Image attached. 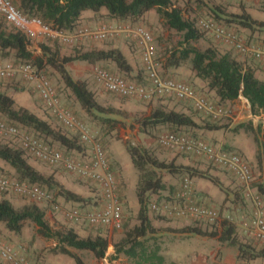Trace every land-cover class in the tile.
<instances>
[{
  "label": "trees",
  "instance_id": "obj_1",
  "mask_svg": "<svg viewBox=\"0 0 264 264\" xmlns=\"http://www.w3.org/2000/svg\"><path fill=\"white\" fill-rule=\"evenodd\" d=\"M11 1L13 5L16 6V8L23 14L29 17L40 18L44 23L49 24L51 27L64 31H74L80 27L82 16L86 11L98 13L102 8H105L106 15L109 18L107 20L109 21L102 24H130L142 26L137 23L143 19V17L148 12L154 10L164 20L169 29L174 30L182 35V41L180 42L181 49L171 56L168 61V66L177 68L182 62L188 61L190 63L191 71L194 73L195 79H198L203 84V86L208 89V92L214 100L209 99L205 95L203 96L215 105H221L224 108H228L225 104L231 103L240 97H243L247 100L249 111L252 115L257 116L259 114H264V80L257 77L256 70L258 69V65L254 62L258 60H256L251 55L236 51L233 48H227L223 51H220L212 47H208L204 50H199L194 47L193 43L202 39L204 33L206 32L195 19H185L182 15L181 9L176 7L172 0ZM205 5L208 9L206 15L209 20H214L232 32L240 34L239 29L251 30L253 25L258 24L257 21L252 20L251 16L244 12H229L228 7H226L225 4H222V2H219L215 5ZM7 25L8 24L3 20V18H1L0 61L1 59L3 60L12 57L10 60L13 63H31L38 70H41L44 75L45 70L47 68H51L60 76L65 89L70 93V96L74 98L80 109L87 116H97V118H101L97 114L103 115L108 112H112L110 109H106L98 103L96 93L88 87L86 81L75 80L72 78L66 68V65L74 61L86 62L91 65L101 62L113 63L121 73L130 75L132 67L119 48L111 47L108 49L81 50L75 47L72 54L61 55L60 46H58L57 43L53 44L55 48H52V45L46 42L39 45L40 53L38 55H34L30 49L31 42L22 33L13 28H8ZM234 51H236L239 56H244L243 59L239 60L235 56ZM258 62L264 63L262 61ZM142 71L144 72L143 68ZM109 72L113 73L111 71ZM143 72L142 74L136 73L135 75H130L131 77L128 80L139 85L144 84L145 80ZM48 80L50 81L49 78ZM53 88L58 99L60 100L62 107L69 110L74 116L78 118L73 110L63 105L59 91H57L55 86H53ZM39 100L43 104L42 100ZM199 115L203 116L202 114ZM205 118L206 120L204 119L202 122H199V120L196 121V119L194 120L191 115H187L183 112L174 110L167 111L162 108H156L152 110L149 116L142 118L139 121V124L141 132L145 134H150L152 130L158 129L160 127L168 128L170 133L182 134H187L186 132H188L183 131V129H203L211 131L219 130L224 127V125H220L218 122L220 120H224L225 118L220 120L209 119L208 117ZM0 119L17 127H21L48 145L54 146V144L57 143L59 149L73 152L76 156H80L86 151L85 144L81 143L78 136L70 135L67 130L61 129L60 123L56 118L55 121L58 123V127L53 126L52 122L49 120L35 115L29 109L23 107L15 108L14 100L11 95L0 93ZM82 121L85 123L84 120ZM104 121L109 122L107 119ZM238 128H245V125L240 124ZM246 128L249 131L254 130L252 125ZM262 130L264 149V127ZM92 133L95 134V137L99 139L101 146L105 150V147L97 133ZM190 136L197 137L194 134H191ZM220 150L222 152H235L245 159V157L239 152L231 151L221 146ZM128 153L132 166L137 171L135 194L139 205L137 217L139 223L131 227H125V229L115 238L109 239V237L101 234V231L99 230L94 235H89L86 237L82 236L77 231V229L73 227L54 230L46 221L45 210L37 203L32 202L20 208H15L6 198L0 199V224H3L7 232L11 234H20L25 223L28 221L32 222L36 226L37 232L43 238L52 239L55 241L56 252L70 256L74 259L76 264L84 263L78 256L71 253L69 250L70 248L80 251H89L96 260H102L106 259L107 257L106 253L109 246H112L113 248V255L109 259L111 262L117 259L120 255H123L128 258L132 264H177L173 261H170L168 258H165V256L160 253V246L158 244L154 242L150 243L151 237L149 234L153 235L155 232L147 212V204L150 196H158V198L152 202L153 204L163 203L167 204L170 208L172 205L180 201V199L178 200L177 195L181 191L180 188L184 179L187 178L191 182V179L195 177H202L217 185L219 184V181L216 179H209V177L205 176L203 171H198L197 167L176 164L174 158L159 159L152 153V151L146 148H139L130 144ZM27 156L29 157V155L24 150L14 147L10 143L0 142V160L13 169L15 173L14 176L17 181L21 183L23 182L39 185L48 193H50V190H58L57 194L62 195L63 198L68 201L67 203L70 202V205H66L69 207L83 208L91 205L92 203L95 205L102 199L99 184L97 182L88 179V181L100 191V195H98L97 199H95V197H89L87 199L83 198L74 192L64 189L61 185L55 182L51 176H44L41 174L31 164L28 163L26 158ZM195 158L201 159L202 161L210 164L204 159V157ZM106 160L109 165V170L114 174L118 188L117 194L122 204V184H120L117 172L111 167L107 154ZM218 168L222 169L223 172L225 171V173H229L230 176L237 182V184L240 185L239 187H242L241 183L235 178L233 173L228 171L226 168ZM161 172H164L168 176H181L180 183L176 186L171 185L166 187ZM6 175L9 176L8 174ZM9 177L12 178L11 176ZM252 188L260 196L264 205V185H255L253 181ZM167 190L168 193L165 195ZM243 193L245 195V192ZM0 194L9 193L0 192ZM194 196L197 199V204H200L206 208H212L209 205L203 203V198L195 190ZM244 198L250 201L247 199V197ZM54 200L56 201L55 198ZM250 203L251 210L248 215V220H243L240 223L239 219L238 221H233L234 218L230 214H227L225 215L224 220L221 222L219 228H217L216 225L218 221L211 224L199 222V220L195 219L181 217L178 218L174 215L167 216L153 211L151 209V204L149 208L162 219L190 220L194 224L183 229L182 233H189L210 238L218 237L220 242H224L228 246H234L237 248V258L241 264H249L250 261L264 260V244L257 243L252 237L245 234H243L245 237H240V232L237 229L238 223H249L250 219L254 216L255 207L251 201ZM214 209L217 210L216 208ZM217 211L220 219V211ZM234 213L237 212L234 211ZM124 222L125 221L123 218L122 227ZM197 223L206 224V228L202 229V227L198 226ZM72 224L82 227V223ZM3 240L7 241L5 239Z\"/></svg>",
  "mask_w": 264,
  "mask_h": 264
},
{
  "label": "built area",
  "instance_id": "obj_2",
  "mask_svg": "<svg viewBox=\"0 0 264 264\" xmlns=\"http://www.w3.org/2000/svg\"><path fill=\"white\" fill-rule=\"evenodd\" d=\"M238 3H258L264 0H233ZM0 17L13 29L22 33L31 43L52 40L64 45L76 44L82 39L102 41L110 37L124 34L133 40L141 53V62L145 73V83L136 84L123 76L110 73L105 69H97L94 80L104 90L123 99L150 102L156 98H172L187 102L199 114L209 119H233L234 114L229 108L215 105L197 92L189 84L164 77L159 71L152 34L143 26L130 24H102L97 27L80 26L74 31L55 29L44 23L40 18L29 17L19 11L11 0H0ZM203 30L214 40L228 48L253 56L264 62V46L259 47L248 43L240 34L226 29L214 20L200 21ZM19 77L27 83L32 91L42 100L44 107L57 119L60 125L72 135H77L86 151L80 156L73 152L48 145L21 127L0 119V136L10 138L17 147L24 150L30 157L41 163L60 168L69 174L83 179H90L99 184L102 199L97 209L86 210L63 206L54 200L52 194L36 184L21 183L6 174L0 173V192L19 195L31 202H45L51 206L52 213L59 214L70 223H82L96 228L117 231L122 228L123 209L119 200L117 183L114 174L109 170L106 152L99 139L89 127L69 110L62 107L53 85L41 70L31 63H0V82ZM158 144L168 150L189 155L204 157L212 166L226 168L241 183L245 197L254 207V216L249 223H244L247 234L257 243L264 244V205L252 188L253 175L248 162L235 152H222L220 147L182 133H165L158 138ZM178 201L174 205L151 204V209L162 215L189 218L199 222L216 223L218 211L197 204L194 189L189 179H184ZM0 259L8 264H34L26 256L25 249L14 246L0 237ZM241 264V263H236Z\"/></svg>",
  "mask_w": 264,
  "mask_h": 264
},
{
  "label": "rangeland",
  "instance_id": "obj_3",
  "mask_svg": "<svg viewBox=\"0 0 264 264\" xmlns=\"http://www.w3.org/2000/svg\"><path fill=\"white\" fill-rule=\"evenodd\" d=\"M226 1L227 0H172L173 4L181 9L182 15L185 19H195L197 23H199L200 21L209 20V18L206 15L208 9L205 4L215 5L219 2H222V4H224L226 3ZM101 12L106 13V9L102 8ZM86 13H93V12L86 11ZM103 22L106 23L108 21H103ZM137 24H140L143 27H145L147 30H149V32L153 36L155 52H156L157 60L159 62V69H160L159 71L162 74V76L170 77L175 80L186 82L194 89H196L199 93L205 95L206 97L212 100L213 98L208 92V89L204 87L201 82H196L194 73L191 71L190 63L188 61L182 62L177 68L167 69L166 65L169 59L171 58V56L174 53L178 52L179 49H181L180 42L182 41V35L174 30L169 29L165 24L164 20L154 10L148 12L143 17V19H141ZM7 27L12 28L10 25H7ZM113 39H115V41H112ZM119 40L125 43L128 49L135 48V46L137 47L136 43L133 40H131L124 34H120V35H116V37L115 36L110 37L102 41L82 39L73 45H64L57 41H52V40L35 41L31 43L30 49L34 53V55H38L40 53L39 45L41 43L48 42L50 43V45H52L51 46L52 48L54 47L53 44L57 43L58 46H60L61 55H70L73 53L75 47L81 50L99 49L98 47L101 46L105 47V46L113 45L115 43H119ZM193 46L199 50H204L208 47H212L220 51H223L224 49L228 48L216 42L212 38V36H210L207 33H204L202 39L193 43ZM133 53H135V55L137 56V49H134ZM234 54L239 60H242L244 57V56L243 57L239 56L236 51H234ZM10 59H12V57H9L7 61H11ZM254 62L257 63V61ZM70 66L72 67L69 73L70 75L71 73L74 75V78L71 75L72 78L78 80L80 77L79 75H82L81 80L86 81L88 87L96 93V98L98 103L104 108L110 109V111H112L103 115L97 114L101 118H97V116L95 117L87 116L84 112L81 111L80 107L75 102L74 98L70 96V93L65 89L60 76L51 68H47L45 70V75L50 79L53 86L56 87L57 91H59L63 105L73 110L79 119L85 121L86 125L89 127V129L92 132L97 133L98 137L101 139L105 147V152L109 157L111 167L117 172V176L120 181V184H122V191H123L122 209H123V218L125 221L124 225L120 231L105 230V231H101L100 232L101 234L109 237V239H112L115 238L117 235H119L125 229V227H131L139 223L137 219L139 205L135 194V186L137 183V171L132 166L130 156L128 153L130 144H132L135 147L149 149L159 159L174 158L175 162L178 161L176 164H183V165L197 167L198 171H203L205 176L209 177V179L219 180V178H228L231 179L232 186L235 185L236 187L240 186L233 178H231L230 175H227V172L226 173L225 171L223 172V170L218 167L212 166L202 161L201 159H197L192 156L183 155L162 148L158 144V138L162 134L169 133L168 128L160 127L158 129L152 130L150 134L149 133L145 134L141 132L139 121L142 118L147 117L145 115H147V112L151 110V107L153 108L151 103L154 101L144 102L140 100L123 99L121 97H118L117 95L107 92L100 85L95 83L94 74L96 70L97 69L111 70L110 68H108L103 64L102 65L98 64L92 67L91 65L83 63L81 61H76L72 65H68L67 70H69ZM76 66L78 67L73 68ZM114 71L117 72L116 70ZM135 72L142 74L143 71L142 68H140L139 66L138 70H136ZM119 74L125 77L126 79H130L131 77L130 75H125L124 73L121 72H119ZM7 82H9L10 84H15L16 86L19 85L17 83H14L16 82L15 79L8 80ZM25 89L30 93V97L33 99L35 103L41 102L39 101V99H37L35 93L32 91L30 86L29 88L25 87L24 90ZM170 102L174 103V106L179 105L178 103L175 102V99H170ZM225 105L233 112L234 118L231 119L230 122H226V120H220L218 123L220 125H224L227 127L230 126L228 127V129L232 133L229 135L234 137L237 141H241V143L245 145L246 149L249 150L250 148L252 152H255L254 158L262 159V157L264 156L263 138H262V133H263L262 129L264 127L263 125L264 114H259L256 117L255 115L249 117L250 111L242 104L238 103L237 106H234L231 103H227ZM170 106L173 105L170 104ZM156 108H162L164 110L169 111L167 107H164L163 105L160 104ZM188 109L190 108L188 107ZM197 118L199 122H202L204 119L206 120V118L201 115H197ZM105 119H107L109 122L104 121ZM249 123L250 125H252L254 130L249 131L246 128L250 126ZM240 124H244L245 128H238ZM183 131H188L186 132L188 135L194 134L197 137L200 136L198 134H195V132L191 130L183 129ZM0 142L10 143L14 147H17V144L14 143V141L10 138L0 136ZM54 145L58 146L57 143H55ZM232 150L241 153L245 157L246 161L249 163L251 168L253 169L255 163L252 160L251 161L249 160V156L245 154L242 149H241L242 151L237 148H232ZM26 158L28 162L30 161L34 163L37 167L41 168L44 176H51L53 172L56 173L61 172L59 173V175L62 177L63 181H65L64 179L65 176L67 175L70 176V178L67 179V181L71 183L70 184L71 187L73 186L77 188L76 193L82 196L83 198L87 199L89 197L92 198L95 197V199H97L98 195H100L99 189L94 187V185L90 183L88 180L82 179L76 175H72V174L69 175L68 173L65 174L62 169L61 170L53 169V167L45 165L40 161L34 159L33 157L27 156ZM7 174L11 176L14 180H16L13 174H11L10 172H7ZM161 175L163 176L162 178L163 181L165 182L166 187L171 185L176 186L181 181V176H168L164 172H161ZM258 177H260V175L258 176L257 174V177L254 180L255 185L260 184L257 181ZM224 183L222 184L223 187L221 190H223L225 194H227L226 183L225 184ZM65 185L66 183L62 184L61 186L65 189ZM50 193L53 195L56 201L61 203V205L66 206V204H64L63 201V196L57 194L58 190H50ZM167 193L168 190L165 192V195H167ZM157 198H158L157 195L156 196L151 195L147 204L148 206L147 212L155 231L153 235L149 234L151 237L150 243L154 242L159 245L162 239L160 237L161 235L159 234L165 230L167 232L170 231L171 234L169 235L171 236H168L170 238H168L167 241L166 240L164 241L166 242V246H167L166 252L167 250L170 251V254L168 256L170 260L173 261L174 259L177 258V262H179V264H183L180 261H183L184 258L187 260L188 258H190L187 264H201V263L226 264L224 263L225 262L224 257L222 258L220 253V250L223 246H228L226 243L220 242L218 237L210 238L205 236H197L189 233H182L183 229L187 228L190 225H193L194 223L186 219H179V220L162 219L159 215L151 211L149 208L150 204L154 202ZM27 202H29V204L32 203L30 201ZM226 205L227 204L222 205L220 203H214V205H212L214 208L219 210L221 214L220 219L216 224L217 228L220 227L221 222L224 220V217L227 214L226 211L230 209V207ZM83 208L85 209L86 207ZM86 210H92V208ZM228 214H230L234 218L233 221H238L240 214L231 211H229ZM46 221L48 222L50 227L54 230L67 229L73 227L77 229V231L84 237H86L87 233L89 232H91L90 234L92 235L98 232L97 230L90 229L85 224H82V227L78 225H73L72 223L64 220L59 214L52 215V217L47 218ZM197 225L201 226L202 229L206 228V224L204 223H197ZM239 235L240 237H245L242 233L241 234L239 233ZM0 237L7 241L17 243L18 245L21 244L19 246L25 249L27 258L29 259L30 262L34 264H76L74 259L71 258L70 256L56 252L55 241L52 239L43 238L37 232V228L32 222L29 221L26 222L20 234H11L7 232L3 224L1 223ZM172 238H178V239H172ZM162 247H160V249ZM70 249H71V253L78 256L84 264H132L131 261L123 255H120L118 257V260H116L115 262H111L109 261V259L113 254H109L106 257V259L96 260L93 257L92 253L89 251H79L72 248ZM232 251L236 252V247H233ZM202 258L203 261H201L200 263V260H202Z\"/></svg>",
  "mask_w": 264,
  "mask_h": 264
},
{
  "label": "crops",
  "instance_id": "obj_4",
  "mask_svg": "<svg viewBox=\"0 0 264 264\" xmlns=\"http://www.w3.org/2000/svg\"><path fill=\"white\" fill-rule=\"evenodd\" d=\"M224 4L226 7H228L229 12H233V13H243L244 12V13L250 15L252 20L258 22L257 25H253V28L251 30L239 29V33L247 42H249L253 45H256V46H264V1H261L258 3H250V2L237 3L233 0H227L226 3H224ZM232 10H235V11H232ZM107 19H109V18L107 17L106 13H102L101 10L98 13H94V12L93 13H86L85 12L82 16V19H81V26H90V27L95 26V27H97V26L101 25L102 23H104L103 21H109ZM112 41H115V39H113ZM111 47H116V48H119L121 50V52L123 53V55L125 56V58L129 62L130 66L132 67V71L130 72V75H135L136 74L135 71L138 70L139 66H140V68H143L142 62H141V53L136 46H135V48L128 49L127 45L125 43H123L121 40H119V43H115L113 45L105 46V47L101 46L98 48L99 49H108ZM134 49H137V56L135 55V53H133ZM4 61L6 62L7 59H3L0 62H4ZM75 62L76 61L67 64L66 68L68 69V65H72ZM83 63H86V62H83ZM257 63H258L257 64L258 69L256 70V75L258 78L264 80V63H260L258 61H257ZM86 64H88V63H86ZM98 64H100V65L103 64L113 71L116 70L117 72H115V71L113 72L111 70H109V71L120 75L119 74L120 71L116 68V66L113 63L101 62ZM98 64H95V65H98ZM89 65H91V64H89ZM95 65H91V66L94 67ZM80 66H82V65H80ZM166 66H167V69L174 68V67L168 66V63ZM71 67L72 66L69 67L68 71H70ZM77 67L78 66L73 67V68H77ZM143 74L145 77V73H143ZM71 75L74 78V75L72 73H71ZM79 76H80L79 79L81 80L82 75H79ZM195 80H196V82H200L198 79H195ZM15 81L16 82H14V83L19 84L18 85L19 87L16 86L15 84H10L7 81L0 82V93L11 95L13 97V100H14V107L15 108L23 107V108L29 109L35 115L49 120L50 122H52L53 126L58 127L59 125L55 121V117H53V115L43 106V104L41 102L35 103L33 101V99L30 97V93L26 89L24 90L25 87L29 88L28 84L25 83L24 81H22L19 77H16ZM35 96L37 97V99H39L38 96L36 95V93H35ZM161 99L162 100H160V98H156V99L152 100L154 102L151 101L153 108H156L160 104V105H163L164 107H167L169 110L173 109L174 111L183 112L187 115H191L194 118V120L196 119V121H198L197 115H199V114L193 110L192 106L189 103L175 100V102L178 103L179 105L174 106V103L170 102L169 98H161ZM186 103H187V105H186ZM238 103L242 104L243 106H245L249 110L248 102L243 97H240L239 99L231 102V104H233L234 106H237ZM170 104H172L173 106H170ZM166 105H168V106H166ZM188 107L190 109H188ZM153 108L151 107V110H149V112H147V115H145V116H149L151 114ZM191 108H192V110H191ZM250 116L252 117L253 115H251V113H250L249 117ZM224 120H226V122H230L229 119H224ZM228 127H230V126H228ZM228 127L224 126L222 129L211 130V131L210 130H203V129H191V131L195 132V134L200 135L199 136L200 138L204 139L205 141H207L208 143H211L213 145L221 146L225 149H230L231 151H233L232 148H237L239 150L242 149L243 152L249 156V160L250 161L252 160L256 164V165L254 164L253 169L250 166L251 171H252V175H253V181L255 180V178L257 177V174H258V176L260 175V177H258L257 181L260 184L264 185V156L262 157V159L259 157H257L259 159L254 158L255 152H252L250 148H249V150L246 149L245 145L243 143H241V141H237L234 137L230 136L229 134H231L232 132L228 129ZM61 129H64V128L61 126ZM54 146H56V145H54ZM56 147H58V146H56ZM177 162L178 161H176V163ZM28 163L31 164L41 174H43V171L41 168L37 167L34 163H32L30 161ZM53 169H60V168L53 167ZM7 172H10L11 174L15 175L13 169L9 165H7L6 163H4L3 161L0 160V173L7 174ZM59 173H61V172H58V173L53 172V174L51 175L53 180L60 185L66 183L65 189L76 193L77 188H75L73 186L71 187V185H70L71 183L67 181V179H69L70 176H68V175L65 176L64 177L65 181H63V179L59 175ZM64 173L66 174L67 172H64ZM227 175H230V174L227 173ZM218 181H219L218 182L219 186L217 184L212 183L211 181H209L206 178L195 177V178L191 179L193 189L199 195H201V197L203 198L204 204H207L212 208H214L212 206V205H214V203H220L222 205L227 204L226 206L230 207V209H228L226 211L227 214L229 211H231V212L235 211L238 214H240V216L238 218L240 220V223L243 220L244 221L248 220V218H249L248 215H249L250 210H251V203H250V201H248L244 198L245 195L243 193L244 191H243L242 187L239 188L238 186L236 187V185L232 186L231 185V179H228V178H219ZM59 182H61L62 184ZM224 182L226 183L227 194H225V192L223 190H221L223 187L222 184ZM220 184H221V186H220ZM3 198L8 199L15 208H20L24 205L29 204V202H27L29 200L24 199L21 196L16 195L14 193L0 194V199H3ZM63 201H64V203L68 202L64 198H63ZM99 203L101 204L100 201L97 202V204H95V205H93V203H92L91 205L86 206L85 209H90V208L97 209L100 206ZM38 205H40L45 210V218L46 219L52 217V215H55V213H52V211H51V206L48 205L47 203L42 202V203H38ZM66 205H70V202L67 203ZM240 223L237 224L238 231H240V233H242V234H247V232L243 226L244 224H240ZM85 225L88 226L90 229H94L97 231L98 230L104 231V228H95V227L87 225V224H85ZM108 231H111V230H108ZM90 233L91 232L87 233L86 236L92 235ZM169 234H171L170 231L167 232L166 230L162 231L159 234V235H161L160 237L162 238L161 242L159 243V246L162 247V245H163V247L160 249V253L162 255H164L165 258H168V259H169L168 256L170 254V251L167 250V252H166L167 246H166V242H164V241L165 240L167 241L168 238H170V237H168V236H171ZM172 239H178V238H172ZM10 243H12L13 245L15 244V246L21 245V244L18 245L17 243H13V242H10ZM233 247L234 246H232V247L231 246L230 247L229 246H223L220 250L221 257L222 258L224 257V260H225L224 263H226V264L240 263V261L237 258V255H238L237 248H236V252L235 251L233 252L232 251ZM70 251H71V249H70ZM109 254H113L112 246H109L108 251L106 253L107 256ZM189 259L190 258H188V260L184 258L183 261H180V262H182L183 264H187ZM116 260H118V258L113 260L112 262H115ZM170 261H172V260H170ZM201 261H203V258H202V260H200V263H201ZM0 262H1V264H8V263L2 261L1 259H0ZM173 262L179 264V262H177V258L174 259ZM249 264H264V260L250 261Z\"/></svg>",
  "mask_w": 264,
  "mask_h": 264
},
{
  "label": "clouds",
  "instance_id": "obj_5",
  "mask_svg": "<svg viewBox=\"0 0 264 264\" xmlns=\"http://www.w3.org/2000/svg\"><path fill=\"white\" fill-rule=\"evenodd\" d=\"M238 3V2H237ZM140 51V50H139ZM160 70V69H159ZM144 73V72H143ZM161 74V73H160ZM144 75V74H143ZM162 75V74H161ZM121 76V75H120ZM165 77V76H164ZM125 78V77H124ZM168 78H170V77H168ZM173 79V78H172ZM144 80H145V77H144ZM186 83V82H185ZM196 90V89H195ZM197 91V90H196ZM198 92V91H197ZM203 95V94H202ZM170 99H172V98H170ZM151 102V101H150Z\"/></svg>",
  "mask_w": 264,
  "mask_h": 264
}]
</instances>
